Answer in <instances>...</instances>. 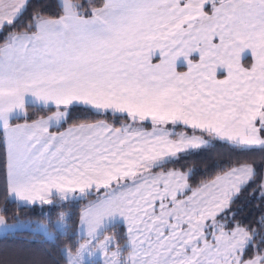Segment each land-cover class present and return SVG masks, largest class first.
<instances>
[{
  "label": "snow or ice",
  "instance_id": "snow-or-ice-1",
  "mask_svg": "<svg viewBox=\"0 0 264 264\" xmlns=\"http://www.w3.org/2000/svg\"><path fill=\"white\" fill-rule=\"evenodd\" d=\"M25 230L54 251L0 264H264V0H0V236Z\"/></svg>",
  "mask_w": 264,
  "mask_h": 264
},
{
  "label": "trees",
  "instance_id": "trees-1",
  "mask_svg": "<svg viewBox=\"0 0 264 264\" xmlns=\"http://www.w3.org/2000/svg\"><path fill=\"white\" fill-rule=\"evenodd\" d=\"M227 149L222 145H215L214 147L208 149L207 151H203L198 153L195 156L189 157L188 163L196 162L198 167L203 170L207 167L208 162L217 157V154L225 152ZM47 211V208L45 209ZM255 210L249 205L244 215H254ZM20 215L22 217H31L33 219H43V214L39 209L28 210L26 212H21ZM53 219H55V212H53ZM0 244H16L21 245L27 248H31L34 250H42L48 249L49 251H54L51 244H46L44 240L38 236L33 235L31 232L25 230L10 239H5L4 237L0 236Z\"/></svg>",
  "mask_w": 264,
  "mask_h": 264
}]
</instances>
